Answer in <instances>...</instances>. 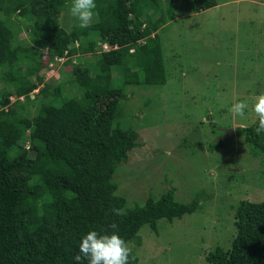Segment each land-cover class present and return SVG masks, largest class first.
Wrapping results in <instances>:
<instances>
[{
    "label": "trees",
    "instance_id": "trees-1",
    "mask_svg": "<svg viewBox=\"0 0 264 264\" xmlns=\"http://www.w3.org/2000/svg\"><path fill=\"white\" fill-rule=\"evenodd\" d=\"M171 1L95 0L98 15L81 29L60 20L72 0H0V264H77L79 243L90 230L116 231L126 242L145 224L157 233L158 219L195 210L196 200L176 199L174 188L127 206L113 179L144 125H124L127 87L167 81L159 30L173 19ZM194 1L195 12L217 5ZM21 25L28 38L19 36ZM101 42L109 50L99 51ZM43 55L71 64L72 93L63 82H43ZM81 55L94 58L73 62ZM257 125L258 119L240 132L264 152ZM262 176L260 170L257 179ZM233 209L228 245H214L205 260L264 264V199L241 197ZM113 223L117 228L109 227ZM79 264L88 261L82 256Z\"/></svg>",
    "mask_w": 264,
    "mask_h": 264
},
{
    "label": "rangeland",
    "instance_id": "rangeland-1",
    "mask_svg": "<svg viewBox=\"0 0 264 264\" xmlns=\"http://www.w3.org/2000/svg\"><path fill=\"white\" fill-rule=\"evenodd\" d=\"M216 1L195 12L194 0H172L173 19L159 30L166 83L126 89L124 125H144L137 127L138 144L113 176L116 193L133 206L174 188L176 199L197 203L179 218L158 219L157 233L145 224L126 242L137 264H208L205 254L229 243L240 198L264 199V177L257 179L264 152L247 145L240 132L257 120L253 105L264 94V0ZM60 20L66 28L79 23L70 8ZM20 28L19 36L28 38L29 31ZM92 58L81 55L73 62ZM64 60L43 55L41 75L52 86L63 82L70 94L71 64ZM147 97L152 100L146 105ZM238 101L248 105L244 118L229 110ZM29 108L34 113L37 104ZM226 130L233 134L226 136Z\"/></svg>",
    "mask_w": 264,
    "mask_h": 264
},
{
    "label": "clouds",
    "instance_id": "clouds-1",
    "mask_svg": "<svg viewBox=\"0 0 264 264\" xmlns=\"http://www.w3.org/2000/svg\"><path fill=\"white\" fill-rule=\"evenodd\" d=\"M96 8L95 0H72L70 13L78 20V26L81 29H86L91 26L98 15L95 12ZM247 108V103L238 101L229 110L234 116L244 118ZM252 110L258 119L255 133L257 135L264 134V94L256 97ZM109 227L115 229L117 225L113 223ZM126 242L116 231L110 234L107 232L101 234L96 230H90L82 237L79 243V252L74 260L79 264L83 256L87 259L88 264H129L132 250Z\"/></svg>",
    "mask_w": 264,
    "mask_h": 264
},
{
    "label": "built area",
    "instance_id": "built-area-1",
    "mask_svg": "<svg viewBox=\"0 0 264 264\" xmlns=\"http://www.w3.org/2000/svg\"><path fill=\"white\" fill-rule=\"evenodd\" d=\"M99 45H100L99 51H106V50H109L110 48L106 42H101L99 43Z\"/></svg>",
    "mask_w": 264,
    "mask_h": 264
},
{
    "label": "water",
    "instance_id": "water-1",
    "mask_svg": "<svg viewBox=\"0 0 264 264\" xmlns=\"http://www.w3.org/2000/svg\"><path fill=\"white\" fill-rule=\"evenodd\" d=\"M229 131H230V133L233 134V130H226V132H227V135L226 136H228L230 134Z\"/></svg>",
    "mask_w": 264,
    "mask_h": 264
}]
</instances>
